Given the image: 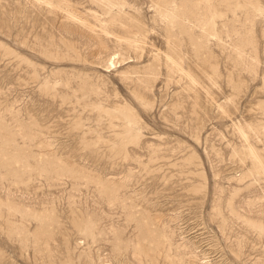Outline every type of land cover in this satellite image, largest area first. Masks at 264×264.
Segmentation results:
<instances>
[{
  "label": "rangeland",
  "instance_id": "obj_1",
  "mask_svg": "<svg viewBox=\"0 0 264 264\" xmlns=\"http://www.w3.org/2000/svg\"><path fill=\"white\" fill-rule=\"evenodd\" d=\"M0 264H264V0H0Z\"/></svg>",
  "mask_w": 264,
  "mask_h": 264
},
{
  "label": "bare ground",
  "instance_id": "obj_2",
  "mask_svg": "<svg viewBox=\"0 0 264 264\" xmlns=\"http://www.w3.org/2000/svg\"><path fill=\"white\" fill-rule=\"evenodd\" d=\"M137 43V42H136ZM137 47V46H136Z\"/></svg>",
  "mask_w": 264,
  "mask_h": 264
}]
</instances>
